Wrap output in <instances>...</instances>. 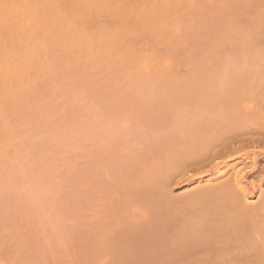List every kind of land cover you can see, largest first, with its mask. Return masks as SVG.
<instances>
[{
  "label": "rangeland",
  "instance_id": "1",
  "mask_svg": "<svg viewBox=\"0 0 264 264\" xmlns=\"http://www.w3.org/2000/svg\"><path fill=\"white\" fill-rule=\"evenodd\" d=\"M262 130L264 0H0V264H264Z\"/></svg>",
  "mask_w": 264,
  "mask_h": 264
},
{
  "label": "bare ground",
  "instance_id": "2",
  "mask_svg": "<svg viewBox=\"0 0 264 264\" xmlns=\"http://www.w3.org/2000/svg\"><path fill=\"white\" fill-rule=\"evenodd\" d=\"M237 115H238V114H237ZM242 116H243V115H242ZM232 117H233V116H232ZM239 117H240V116H239ZM257 117H258V116H257ZM261 117H262V116H261ZM237 118H238V117H237ZM241 118H243V117H241ZM243 119H244V118H243ZM258 119H259V118H258ZM245 120H246V119H245ZM245 120H244V121H245ZM247 120H248V118H247ZM251 121H252V120H251ZM254 121H255V119H254ZM260 121H261V120H260ZM234 122H235V121H234ZM239 122H240V120H239ZM234 128H235V127H234ZM255 128H256V127H255ZM246 129H247V128H246ZM262 129H263V128H262ZM225 130H226V129H225ZM246 131H247V130H246ZM251 131H253V130H251ZM258 131H260V130H258ZM262 131H264V130H262ZM258 138H259V136H258ZM260 139H261V138H260ZM263 140H264V138H263ZM202 142H203V141H202ZM212 142H213V141H212ZM206 143H207V142H206ZM200 144H202V143H200ZM207 145H208V143H207ZM207 145H204V146L207 147ZM208 146H211L210 143H209ZM202 147H203V146H202ZM200 149H201V148H199V150H200ZM206 150H208V148H206ZM195 151L197 152V150H195ZM201 151H202V149H201ZM192 152H193V151H192ZM204 153H205V152H204ZM192 154H193V153H192ZM196 154H197V153H196ZM199 154H200V152H199ZM200 155H201V154H200ZM200 155H199V156H200ZM190 156H191V155H190ZM195 156H196V155H195ZM201 159H202V158H200V160H201ZM254 159L256 160L254 163H255V164H258L261 160H264V155H263V156H260V157H258V156L256 155V157H255ZM194 160H195V159H194ZM255 164H254V165H255ZM253 168H254V171H257V169L259 168V166L255 165ZM253 168H252V169H253ZM250 170H251V169H250ZM258 170H259V169H258ZM262 170H264V169H262ZM254 171H252V172H254ZM259 172H260V171H259ZM259 172H258V174H259ZM249 173H250V172H249ZM263 179H264V178H263ZM235 181H236V180H235ZM236 184H237V183H236ZM236 184H233V185H232V183H231V184L229 183L228 185H230V186H227L228 188H227V187H225V188L228 189L230 195L233 194V197L236 198V200L234 199V201L237 202V199L239 198V196L241 197V199H242L243 196L240 195V194H238L240 191H237V193H235V189H234V188H235V187H236V188L238 187V186H235ZM226 185H227V184H225V186H226ZM231 185L234 186V188H233ZM219 186H220V185H219ZM222 187H223V190H222V191L225 192L224 186L221 185V188H222ZM227 189H226V190H227ZM219 190H220V189H219ZM219 190H218V191H219ZM236 190H238V188H237ZM230 192H231V193H230ZM241 192H242V191H241ZM227 193H228V192L226 191V195H227ZM237 194H238V195H237ZM208 195H209V194H208ZM230 195H229V197H230ZM209 196H210V195H209ZM227 197H228V196H227ZM237 197H238V198H237ZM230 198H232V197H230ZM220 199H221V198H220ZM241 199H240V201H241ZM230 200H231V199H230ZM232 200H233V199H232ZM242 200H243V199H242ZM219 201H220V200H219ZM234 201H233V202H234ZM240 201H239V202H240ZM239 202H237V203L239 204ZM227 204H228V203H227ZM233 204H235V203H233ZM239 205H240V206L236 205V206H237V209H236V210H234V207H233V210L231 211L235 216H237V215H239V214H241V213L243 214V212L246 211V209H247V207H244V205H241V204H239ZM246 205H248V204H246ZM233 206H234V205H233ZM215 207H216V206H215ZM218 207H219V205H218ZM227 208H228V206H227ZM250 208H251V207H250ZM228 209H229V208H228ZM248 209H249V206H248ZM222 210H224V209H222ZM229 210H230V209H229ZM253 210H255V209L253 208ZM247 211H248V210H247ZM249 212H250V211H249ZM214 213H215V212H214ZM225 213H226V212H225ZM225 213H224V214H225ZM244 213H245V212H244ZM218 214H219V212H218ZM229 214H230V213H229ZM246 214H247V212H246ZM249 214H250V213H249ZM251 214H252V213H251ZM216 215H217V214H216ZM220 215H221V214H220ZM234 215H231V214H230L229 217L234 216ZM239 216H240V215H239ZM215 217H216V216H215ZM217 217H218V216H217ZM219 217H220V221H221V216H219ZM158 218H159V217H158ZM232 218H233V217H232ZM232 218H231V219H232ZM247 218H248V217H247ZM161 219H162V218H161ZM212 219H213V218H212ZM223 219H224V218H223ZM233 219H234V218H233ZM239 219L242 220L243 217H242V218L240 217ZM162 220H163V219H162ZM223 222H225V221H223ZM223 222H222V223H223ZM239 222H240V224H241V221H240V220H239ZM220 223H221V222H220ZM247 223H248V222H247ZM213 224H214V223H213ZM217 224H218V223H217ZM217 224H216V225H217ZM225 224H226V222H225ZM235 224H236V222H235ZM240 224H239V225H240ZM218 225H219V224H218ZM246 225H247V224H246ZM223 226H224V225H223ZM242 226H243V225H242ZM209 227H210V226H209ZM218 227H219V226H218ZM235 227H237V226H235ZM220 228H221V227H220ZM225 228H226V226H225ZM239 228H240V226H239ZM210 229H211V228H210ZM212 229H213V228H212ZM216 230H217V228H216ZM225 230H226V229H225ZM230 230H231V228H230ZM238 230H239V229H238ZM188 231H189V230H188ZM191 231H192V230H191ZM233 231H234V228H233ZM211 232H212V231H211ZM218 232H219V231H218ZM222 232H225V231L222 229ZM238 232H240V231H238ZM200 233H201V232H200ZM200 233H198V234H200ZM205 233H206V232H205ZM205 233H204V234H205ZM204 234H203V235H204ZM216 234H217V233H216ZM233 234H234V232L232 233V235H233ZM189 235H190V234H189ZM201 235H202V234H201ZM203 235H202L201 237H204ZM212 235H213V234H212ZM223 235H225V234H223ZM238 235H239V234H238ZM240 235H241V232H240ZM186 236L188 237L187 234H186ZM205 236H209V235H208V234H205ZM229 236H230V235H229ZM245 236H246V235H245ZM210 237H211V236H210ZM220 237H221V235H220ZM220 237H219V239H220ZM233 237H235V236H233ZM238 237H239V236H238ZM226 238H227V237H225V239H226ZM239 238H240V237H239ZM204 239H205V238H204ZM210 239H211V238H210ZM241 239H242V238H241ZM241 239H240V240H241ZM247 239H248V238H247ZM180 240H181V239H180ZM221 240H222V239H221ZM229 240H231V238H229ZM243 240H244V238H243ZM259 241H260V239H259ZM184 242H185V241H184ZM197 242H198V241H197ZM249 242H250V241H249ZM179 243H181V242H179ZM241 243H242V242H241ZM241 243H240V244H241ZM235 244H236V243H235ZM182 245H185V243L182 244ZM182 245H181L180 249H182ZM242 245H243V244H242ZM249 245H250V244H249ZM205 246H206V245H205ZM229 246H230V245H229ZM244 246H245V245H244ZM250 248H251V247H250ZM247 249H248V248H247ZM256 249H257V248H256ZM263 249H264V248H263ZM255 251H256V250H255ZM256 253H257V252H256ZM260 257H261V256H260Z\"/></svg>",
  "mask_w": 264,
  "mask_h": 264
}]
</instances>
